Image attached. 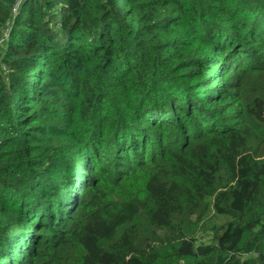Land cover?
Returning a JSON list of instances; mask_svg holds the SVG:
<instances>
[{
	"label": "trees",
	"instance_id": "trees-1",
	"mask_svg": "<svg viewBox=\"0 0 264 264\" xmlns=\"http://www.w3.org/2000/svg\"><path fill=\"white\" fill-rule=\"evenodd\" d=\"M0 264H264V0H0Z\"/></svg>",
	"mask_w": 264,
	"mask_h": 264
}]
</instances>
